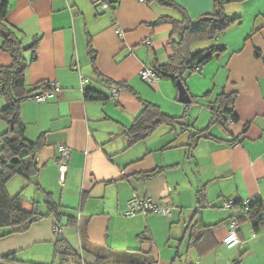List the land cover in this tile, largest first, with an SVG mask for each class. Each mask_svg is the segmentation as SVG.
<instances>
[{
	"label": "crops",
	"instance_id": "crops-1",
	"mask_svg": "<svg viewBox=\"0 0 264 264\" xmlns=\"http://www.w3.org/2000/svg\"><path fill=\"white\" fill-rule=\"evenodd\" d=\"M96 1L8 0L6 21L24 44L38 38L34 54L24 52L26 59L34 56L25 72L27 89L51 81L58 89L45 102L20 103L26 139L42 136L45 143L36 153L33 182L13 176L6 188L10 195L21 193L25 209L35 203L45 215L25 232L0 237V255L15 252L16 261L8 264H56L54 245L64 238L88 264H264V228L255 233L238 208H223L224 200L264 202V0L226 2L232 23L215 39L191 45V51L197 43L225 50L182 75L188 103L180 102L170 77L148 84L139 76L172 54L171 25L151 23L163 15L180 19L179 12L143 0H109L98 10ZM173 1L192 21L214 10L212 0ZM10 63L0 49V66ZM112 82L123 84L115 98ZM86 89L106 99H86ZM221 92L236 94V120L228 125L212 122L210 104ZM145 102L179 117L180 124H159L129 144L125 131ZM5 103L0 91V107ZM7 128L0 118V133ZM205 128L209 137L190 146L192 133ZM58 145L70 148L63 184ZM12 181L19 184L16 191H10ZM46 196L59 216L48 211ZM133 196H148L171 213L128 216ZM231 220L240 243L227 247ZM24 250L30 253L24 256ZM80 258L66 264H81Z\"/></svg>",
	"mask_w": 264,
	"mask_h": 264
},
{
	"label": "trees",
	"instance_id": "trees-1",
	"mask_svg": "<svg viewBox=\"0 0 264 264\" xmlns=\"http://www.w3.org/2000/svg\"><path fill=\"white\" fill-rule=\"evenodd\" d=\"M143 1L146 3L155 1L161 5L173 8L180 14V19L163 15L151 23V25L161 23H169L171 25L170 47L172 54L166 64L152 67L159 77H170L174 83H176L177 79L182 81V75L185 72L204 65L215 55H219L225 50V46L222 44H212L195 51H191L190 47L197 41L215 39L232 23L233 18H229L224 12V5L230 0H212L213 12L199 17L196 21H192L184 8L173 0ZM7 11L8 0H0V49L11 56L9 65L0 66V91L6 102L3 107H0V118L8 124L7 130L0 133V237L25 232L30 225L45 215L37 210L35 203L30 209H25L22 205L23 197L21 193L10 195L6 184L16 175L22 177L26 182H33L34 177L38 173L36 153L45 142L42 136L36 141L26 139L24 135L25 126L20 118L19 108L21 101L31 98L36 90L49 88V83L39 82L32 86L31 89H27L25 72L34 56L26 59L24 52L29 50L34 54L38 38L34 37L29 44H24L16 29L6 21ZM114 83L120 86L123 85L119 82ZM235 95V92L229 94L221 92L216 96L215 102L210 104L212 122H218L219 117L230 118L232 122L236 120V115L232 111ZM84 96L86 99H106L103 93L94 89H86ZM205 96H208V94H205ZM192 101H195V99L192 98ZM179 119V117H172L163 113L157 105L145 102L132 124L125 131L128 143L132 144L144 139L159 124H180ZM218 123L227 125L224 121H219ZM202 137H209L207 128L192 133L190 146H194L197 140ZM156 172L157 170L145 172L140 177L149 178ZM196 196L200 205L203 199V189H199ZM45 201L48 211L59 216V208L49 196H46ZM232 208H238L240 214L238 216L251 222L255 233L264 228V219L261 217V214L264 213V202L262 199L250 200L247 205L241 201L234 200ZM54 251L58 257L56 264H66L69 258H80L78 253L64 238L56 240ZM81 259V264H88ZM12 261H16L15 252L0 255V264H7Z\"/></svg>",
	"mask_w": 264,
	"mask_h": 264
},
{
	"label": "built area",
	"instance_id": "built-area-1",
	"mask_svg": "<svg viewBox=\"0 0 264 264\" xmlns=\"http://www.w3.org/2000/svg\"><path fill=\"white\" fill-rule=\"evenodd\" d=\"M96 9H103L108 6L107 0H97L95 2ZM148 42V40H147ZM198 67H195L196 70ZM139 76L142 80H144L146 83L151 84L156 82L160 77L159 75L152 69L148 67H144L139 71ZM109 90H110V96L115 98L118 96L121 86L119 84H116L114 82L109 83ZM58 89V85L55 81L49 82V88L46 90H39L32 94L31 98L37 102H45L49 98L53 97L55 94V91ZM219 121H224L225 124H231L232 121L230 118H218ZM59 156L56 160V164L58 167V181L63 184L65 181L66 173H67V163L70 157V148L65 145H58L57 146ZM244 204H249L250 200L242 201ZM234 204V200H224L223 202V208H231ZM136 213H157V214H163L166 216H169L171 213V207L170 206H164L160 205L152 200V198L145 196V197H139V196H133L131 199L127 201L126 206V215H134ZM261 217L264 219V213L261 214ZM236 220L230 221V227L226 234V236L223 238V243L227 247H232L235 244L240 243V239L236 233L235 227H236ZM58 226L54 227V230H57Z\"/></svg>",
	"mask_w": 264,
	"mask_h": 264
},
{
	"label": "rangeland",
	"instance_id": "rangeland-1",
	"mask_svg": "<svg viewBox=\"0 0 264 264\" xmlns=\"http://www.w3.org/2000/svg\"><path fill=\"white\" fill-rule=\"evenodd\" d=\"M200 48H202V45H201V43H197V45H195L193 48H192V51H195V50H197V49H200ZM3 105V104H2ZM16 178H17V180H20V182L22 181L23 183H24V181H23V179L21 178V177H18V176H15ZM12 182H14V183H12L13 184V188H10V191H11V189H13L12 191H16V189L18 188V183H15V181H12ZM60 183V182H59ZM61 184V183H60ZM32 190V189H31ZM32 192V191H31ZM12 194L13 193H15V192H11ZM32 194V193H31ZM137 214H143V213H137ZM145 215V214H144ZM128 216H132V215H128ZM26 250H28V249H26ZM26 250H24V252H27ZM30 252H27V253H25L24 254V256H27L28 254H29ZM46 257H48V256H46V255H36V254H32V258L31 259H38V258H46ZM219 258V257H218ZM220 259V258H219ZM8 264V263H7Z\"/></svg>",
	"mask_w": 264,
	"mask_h": 264
},
{
	"label": "water",
	"instance_id": "water-1",
	"mask_svg": "<svg viewBox=\"0 0 264 264\" xmlns=\"http://www.w3.org/2000/svg\"><path fill=\"white\" fill-rule=\"evenodd\" d=\"M176 87L178 91V99L182 103H188L190 102V96L183 84V82L180 79L176 80Z\"/></svg>",
	"mask_w": 264,
	"mask_h": 264
}]
</instances>
